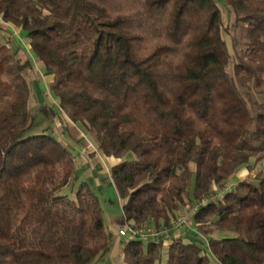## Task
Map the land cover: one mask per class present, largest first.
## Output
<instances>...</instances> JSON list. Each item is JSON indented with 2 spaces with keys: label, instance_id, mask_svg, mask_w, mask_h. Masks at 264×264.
<instances>
[{
  "label": "trees",
  "instance_id": "obj_1",
  "mask_svg": "<svg viewBox=\"0 0 264 264\" xmlns=\"http://www.w3.org/2000/svg\"><path fill=\"white\" fill-rule=\"evenodd\" d=\"M217 1L0 0V21L52 75L45 115L120 159L109 176L130 228L198 204L219 264H264V0H223L232 65ZM31 68L0 39V264H95L114 237L96 193L74 186L71 151L48 127L30 132ZM242 168L257 174L235 179ZM117 236L124 264H213L186 236Z\"/></svg>",
  "mask_w": 264,
  "mask_h": 264
},
{
  "label": "crops",
  "instance_id": "obj_2",
  "mask_svg": "<svg viewBox=\"0 0 264 264\" xmlns=\"http://www.w3.org/2000/svg\"><path fill=\"white\" fill-rule=\"evenodd\" d=\"M0 28H3L7 33V35H5L3 31L0 30V39L4 41V36H8L10 47L18 50L21 55L31 60L32 68L25 75L30 84L31 91L37 94L41 104L49 102L48 104H52V107L58 108L57 99L49 92V83L52 80V75L44 71L39 61L35 58L27 40L26 32L14 28L11 25H5L1 21ZM44 96L45 98H43ZM61 115L62 117L58 118L56 125V130L59 135L56 136L73 155L76 176L74 186L79 180H83L88 184L91 190L96 193L108 230L114 236L111 250L96 263L124 264L122 245L116 233L117 227L123 222L122 202L109 176L110 168L117 164L120 159L104 156L99 152L96 144L90 139L87 131L80 123L70 121L63 113H61ZM114 197H118L120 215L114 205ZM180 231L181 229L175 230L173 233L174 237L181 235Z\"/></svg>",
  "mask_w": 264,
  "mask_h": 264
},
{
  "label": "rangeland",
  "instance_id": "obj_3",
  "mask_svg": "<svg viewBox=\"0 0 264 264\" xmlns=\"http://www.w3.org/2000/svg\"><path fill=\"white\" fill-rule=\"evenodd\" d=\"M217 3H218V5H219V7L221 9L222 20H223L222 33H223V37L225 38V40L227 42V45H228V49H229V52H230V55H231V62L230 63L232 65V63L235 60L234 50H233V48L231 46L230 37L226 33V31L224 30V28L228 27V24L230 22V13H229V9H228L226 3L223 0H218ZM4 38H5V36H4ZM43 98H45V96ZM48 103L49 102H47L46 104H41L37 94H35L34 91H31L29 99H28V109H29L30 113L33 116V124H32V128L30 129L31 133H39L45 127H48L49 130L52 133H54L57 136L59 135L57 133V130H56V125H57L59 116H55L53 118H49V117H47L45 115V113L42 110L43 107L52 106V104H48ZM256 167H257V165H256ZM256 174L257 173H256L255 169L249 170L247 168H242L235 174L234 178L235 179H242V178H246L247 177V178L253 179ZM106 196H107V194H106ZM110 196H111V194H110ZM212 197L213 196H210L209 198H206L204 200V202H207V200L211 199ZM118 202H119L118 201V197H114V205H115L116 210L118 211V213L120 215V207H119V203ZM194 206H197V208H198V204L190 205V206H187L186 208H184L183 210H181L180 213L183 212V211H189ZM192 217H193V215L191 216V218L189 219L187 224H185L184 226L179 228V229H181V231H180L181 236H183V237L186 236V238L188 240H191L194 243H196L201 248L202 253L206 254L208 257H210V259L212 260L213 264H219L217 259L212 256V254H211V252L209 250L208 238L205 237L204 235L200 234L199 232H197V230L194 228V223H193ZM123 224H126V223L124 221L122 223H120V225L117 227V232L116 233H118L119 227L121 225H123ZM147 227L154 228L153 226H150V225L147 226ZM145 228H141V229H145ZM174 232H175V230L171 234V239L174 237V235H173ZM162 242H163V245H167L169 240H163ZM96 264H99V262L96 263Z\"/></svg>",
  "mask_w": 264,
  "mask_h": 264
},
{
  "label": "built area",
  "instance_id": "obj_4",
  "mask_svg": "<svg viewBox=\"0 0 264 264\" xmlns=\"http://www.w3.org/2000/svg\"><path fill=\"white\" fill-rule=\"evenodd\" d=\"M213 198V199H212ZM209 200H215L213 196ZM197 206L189 211H183L177 215L175 220L169 225L159 228L146 227L145 229L130 228L127 224H123L118 229L119 236H130L132 238L150 239V240H169L174 230L181 228L188 223L191 216L196 212Z\"/></svg>",
  "mask_w": 264,
  "mask_h": 264
}]
</instances>
